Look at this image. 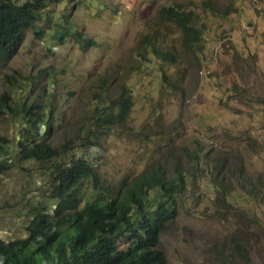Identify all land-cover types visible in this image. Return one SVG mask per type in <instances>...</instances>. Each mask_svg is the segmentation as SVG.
<instances>
[{"label":"rangeland","instance_id":"obj_1","mask_svg":"<svg viewBox=\"0 0 264 264\" xmlns=\"http://www.w3.org/2000/svg\"><path fill=\"white\" fill-rule=\"evenodd\" d=\"M42 3L36 27H51L46 16L52 13L56 29L64 24L71 31L52 28L40 35L28 29L17 53L0 63V97L5 92L14 102L39 103L51 112L54 126L45 138L66 158H91L101 178L114 185L149 163L189 168L196 146L209 151L197 174L187 179L179 215L158 246L168 264H264V0ZM176 4L195 15L202 30L199 51L184 46L173 22L157 18L161 6ZM145 37L173 52L175 61L140 64L135 54ZM80 38L92 43L84 49ZM151 66L162 67L164 83ZM100 80L109 84L111 97L133 87L132 108L128 126L98 133L93 146L85 134L93 132L88 119L98 114ZM166 80L175 84L170 91ZM34 134L12 112L0 113V137L8 142L5 158L11 162L0 176V238L5 240L23 236L29 219L47 202L49 162L16 155L17 138ZM218 160L224 164L216 173Z\"/></svg>","mask_w":264,"mask_h":264},{"label":"trees","instance_id":"obj_2","mask_svg":"<svg viewBox=\"0 0 264 264\" xmlns=\"http://www.w3.org/2000/svg\"><path fill=\"white\" fill-rule=\"evenodd\" d=\"M43 5L42 0H0V62L12 57L28 29H36L40 35L52 28L57 33H70V25L63 24L56 29L57 21H53L52 13L46 16L52 21L51 27L35 26ZM191 11L180 4L163 5L157 18L178 26L184 46L195 52L200 50L202 30ZM72 33L81 36L76 30ZM151 39L145 37L138 43L140 48L135 56L140 64L152 59L173 63L175 54ZM79 43L85 49L92 40L80 38ZM141 68L144 69L143 65ZM150 71L159 73L163 79L161 83L165 82L162 67L151 66ZM166 82L171 85L169 91L172 90L175 84L170 80ZM98 86L101 91L95 97L94 108L98 114L88 119L91 120L89 129L93 132L86 131L85 134L87 140L90 136L93 138V146L97 143L98 133L107 135L119 131L121 126H128L132 108L133 87H122L111 97L106 81L100 80ZM151 106L158 109L159 104L152 103ZM51 127L50 123L45 128L47 134ZM99 128L101 130L96 132ZM148 137L149 134L144 135L145 140ZM3 145L0 142V150ZM18 146L22 158L50 162L48 175L52 185L48 187L47 206L30 220L27 235L8 241L0 239V264H50L54 258L56 264H168L164 251L158 246L160 235L177 218V199L183 193L187 179L197 174L200 159L207 160L209 153L196 146L189 154V168L176 165L168 170L162 163H149L136 175L123 178L114 185L111 179L101 180L87 157L66 159L59 148L45 140L19 142ZM223 164L224 161H217L216 173L221 171ZM7 167V163L0 162V174ZM85 180L92 183L91 194L84 198V204L79 208L86 191L80 189V185ZM234 180L238 183L240 176ZM215 185L223 192L220 182ZM237 247L241 248L239 243Z\"/></svg>","mask_w":264,"mask_h":264},{"label":"clouds","instance_id":"obj_3","mask_svg":"<svg viewBox=\"0 0 264 264\" xmlns=\"http://www.w3.org/2000/svg\"><path fill=\"white\" fill-rule=\"evenodd\" d=\"M76 32H81V31H78V30H76ZM81 34H82V32H81ZM24 40V39H23ZM23 42V41H22ZM21 42V43H22ZM17 51H18V47H17V49H16V51H15V53L13 54V55H15L16 53H17ZM12 55V56H13ZM7 62V61H6ZM0 63H5V62H0ZM9 112H12L13 114H14V116L17 118V121H18V123H19V125L24 129V130H30V131H35V134H34V136H33V138L32 139H29V140H20L19 138H17V142H16V144H15V149H16V155H17V157L19 158V159H23V160H35V161H37V162H48V161H39V160H37V159H34V158H22L21 156H20V154L18 153V151H19V146H18V144H19V142H31V141H36V142H41V141H47V142H50L48 139H46L45 137L46 136H48L50 133H51V131H52V128H53V126H54V119H53V117L51 116V112H49L47 109H42L41 108V105L39 104V103H34V102H29V103H27V102H19V101H12L11 99H10V97L8 96V94L7 93H3L2 95H1V97H0V113H2V114H6V113H9ZM21 119H24L25 120V122H23ZM52 124V127L50 128V133L49 134H47L46 132H45V128H47V125H49V124ZM0 142L2 143V144H4L3 146V149H1L0 150V162H5V163H7L8 164V167H7V169L4 171V172H2L1 174H0V176L3 174V173H5V172H7L8 171V169L10 168V166H11V162H10V160L9 159H7V158H5V151H6V147L8 146V142L5 140V138L4 137H0ZM51 143V142H50ZM52 144V143H51ZM53 145V144H52ZM54 147H57V148H59V146H57V145H53ZM60 149V148H59ZM60 151H61V149H60ZM62 153H63V155L64 156H66V154H65V152H63V151H61ZM77 157H79V156H77ZM81 157H85V156H81ZM73 158H76V157H73ZM73 158H66V159H69V160H71V159H73ZM88 158V157H87ZM88 161H89V163L90 164H92L96 169H97V171L99 172V170H98V168L96 167V165H95V163H94V161L91 159V158H88L87 159ZM49 164H50V162H49ZM99 174H100V172H99ZM47 175H48V168H47ZM48 177H50L49 175H48ZM100 178H101V175H100ZM50 180H51V185H52V179H51V177H50ZM101 180L103 181V179L101 178ZM50 185V186H51ZM50 186H48V187H50ZM91 187H92V183H91V181L90 180H85V181H83L82 182V184L80 185V189H86V191L85 192H83L84 194H82V201L80 202V206H79V208L84 204V198L85 197H88L90 194H91V192L89 191L90 189H91ZM78 190V189H77ZM185 190V189H184ZM80 191V190H79ZM48 193H49V191H48ZM182 194V193H181ZM181 194H180V196H181ZM93 195V194H92ZM179 196V197H180ZM92 197V196H91ZM91 197H90V199H91ZM179 199V198H178ZM178 199H177V201H178ZM48 205L50 206V203H48ZM179 205V204H178ZM45 206H47V203H45ZM44 206V207H45ZM44 207L42 208V209H40V210H38V211H43V209H44ZM37 211V212H38ZM36 212V213H37ZM35 213V214H36ZM34 214V215H35ZM34 215L29 219V221H28V223H27V225H26V227H25V234L23 235V236H21V237H25L26 235H27V226H28V224H29V222H30V220L34 217ZM178 215H179V207H178ZM178 215H177V217H178ZM175 220V219H174ZM173 220V221H174ZM16 238H18V237H16ZM0 239H2V238H0ZM13 239H15V238H12V239H8V240H13ZM3 240H5V239H3ZM8 240H5V241H8ZM56 260H55V258H54V260L53 261H51L50 262V264H56V262H55Z\"/></svg>","mask_w":264,"mask_h":264}]
</instances>
